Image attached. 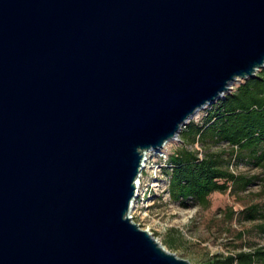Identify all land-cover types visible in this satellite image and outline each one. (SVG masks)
I'll return each mask as SVG.
<instances>
[{"label": "water", "instance_id": "obj_1", "mask_svg": "<svg viewBox=\"0 0 264 264\" xmlns=\"http://www.w3.org/2000/svg\"><path fill=\"white\" fill-rule=\"evenodd\" d=\"M264 68V0H0V264H190L132 222L145 153Z\"/></svg>", "mask_w": 264, "mask_h": 264}, {"label": "rangeland", "instance_id": "obj_2", "mask_svg": "<svg viewBox=\"0 0 264 264\" xmlns=\"http://www.w3.org/2000/svg\"><path fill=\"white\" fill-rule=\"evenodd\" d=\"M243 82L239 80L233 83L230 90L218 100ZM216 102L200 109L186 125L191 121L199 123ZM180 145L178 135L163 147L160 157L148 153L138 197L130 215L132 222L148 231L170 254L190 264H203L213 256L264 248V232L260 228L264 227L263 170L246 158L237 162L232 159L229 170L233 175L253 179L245 190L232 188L212 193L207 207H200L190 201L183 207L170 200L168 179L163 172L168 167V158ZM188 148L198 152V156L202 155L203 148L200 145ZM218 149L230 151L225 144L212 148ZM226 159L230 160L229 157ZM251 207H256L259 212L254 220L245 218V211ZM166 240L174 241L175 248H169L165 244Z\"/></svg>", "mask_w": 264, "mask_h": 264}, {"label": "trees", "instance_id": "obj_3", "mask_svg": "<svg viewBox=\"0 0 264 264\" xmlns=\"http://www.w3.org/2000/svg\"><path fill=\"white\" fill-rule=\"evenodd\" d=\"M179 139L180 147L163 169L171 201L183 207L189 201L207 207L212 193L245 190L253 179L235 176L229 168L232 159L237 162L246 158L264 172V68L213 104L199 123L185 125ZM196 144L203 148L200 156L188 148ZM222 144L230 151L212 150ZM257 214V208L251 207L245 211V218L254 220ZM260 228L264 232V227ZM165 244L176 246L172 240ZM203 264H264V248L213 256Z\"/></svg>", "mask_w": 264, "mask_h": 264}, {"label": "bare ground", "instance_id": "obj_4", "mask_svg": "<svg viewBox=\"0 0 264 264\" xmlns=\"http://www.w3.org/2000/svg\"><path fill=\"white\" fill-rule=\"evenodd\" d=\"M235 82H236V81H235ZM204 107H205V106H203L202 108H204ZM202 108H200V109H202ZM200 109H198V110L195 112V114H196L197 112H199ZM195 114H194V115H195ZM194 115H193V116H194ZM147 155H148V152H146L145 155H144V156H145V161H144V164H143V168L145 167L146 162H147ZM140 186H141V183H140V180H138V181H137V188H138V190H139Z\"/></svg>", "mask_w": 264, "mask_h": 264}, {"label": "built area", "instance_id": "obj_5", "mask_svg": "<svg viewBox=\"0 0 264 264\" xmlns=\"http://www.w3.org/2000/svg\"><path fill=\"white\" fill-rule=\"evenodd\" d=\"M185 125H186V124H185ZM185 125H184V126H185ZM184 126H182L181 130L184 128ZM178 135H179V134H178ZM178 135H176V137H175L172 141H174V140L177 138ZM172 141H170V142H172ZM179 141H180V139H179ZM170 142H169V143H170ZM167 144H168V143H167ZM165 145H166V144H165ZM150 155H152V154H150ZM150 155H149V156H150ZM154 156L160 157V156H161V152L158 153L157 155H154ZM144 168H145V167H144ZM144 168H143V170H144ZM143 170H142V172H141V174H140V179H139L140 181H141V178H142ZM138 192H139V191H138ZM137 197H138V194H137ZM137 197H136V198H137ZM135 201H136V199H135ZM135 201H134V203H135Z\"/></svg>", "mask_w": 264, "mask_h": 264}]
</instances>
